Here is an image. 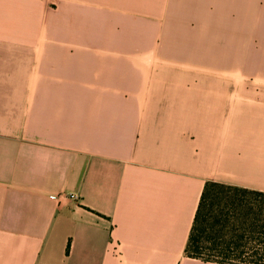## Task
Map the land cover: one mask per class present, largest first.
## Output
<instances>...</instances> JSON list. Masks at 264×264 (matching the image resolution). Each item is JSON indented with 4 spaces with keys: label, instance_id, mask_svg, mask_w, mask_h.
<instances>
[{
    "label": "crops",
    "instance_id": "1",
    "mask_svg": "<svg viewBox=\"0 0 264 264\" xmlns=\"http://www.w3.org/2000/svg\"><path fill=\"white\" fill-rule=\"evenodd\" d=\"M209 182L264 193V0H0V264H219Z\"/></svg>",
    "mask_w": 264,
    "mask_h": 264
},
{
    "label": "trees",
    "instance_id": "2",
    "mask_svg": "<svg viewBox=\"0 0 264 264\" xmlns=\"http://www.w3.org/2000/svg\"><path fill=\"white\" fill-rule=\"evenodd\" d=\"M185 252L204 262L264 264V193L207 183Z\"/></svg>",
    "mask_w": 264,
    "mask_h": 264
},
{
    "label": "rangeland",
    "instance_id": "3",
    "mask_svg": "<svg viewBox=\"0 0 264 264\" xmlns=\"http://www.w3.org/2000/svg\"><path fill=\"white\" fill-rule=\"evenodd\" d=\"M248 246H249L248 249H250L252 245H248ZM247 251L249 252V250H247Z\"/></svg>",
    "mask_w": 264,
    "mask_h": 264
}]
</instances>
